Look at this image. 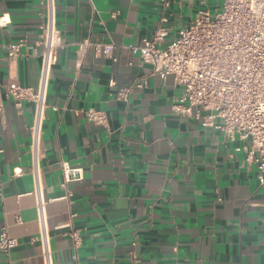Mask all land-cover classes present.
Returning a JSON list of instances; mask_svg holds the SVG:
<instances>
[{
  "label": "crops",
  "instance_id": "crops-1",
  "mask_svg": "<svg viewBox=\"0 0 264 264\" xmlns=\"http://www.w3.org/2000/svg\"><path fill=\"white\" fill-rule=\"evenodd\" d=\"M222 0H54L61 44L47 88L38 183L53 264H264V187L253 164L192 116L173 114L180 89L151 74L128 45L162 29L160 46ZM45 0H0V233L16 240L0 264H43L31 170L32 104L8 79L37 87ZM92 42L80 55L78 44ZM22 42L16 58L8 46ZM93 43L112 44L114 60ZM135 80L126 100L117 93ZM105 112L94 125L83 111ZM81 169L63 179L62 165ZM80 235L75 245L68 235Z\"/></svg>",
  "mask_w": 264,
  "mask_h": 264
},
{
  "label": "built area",
  "instance_id": "built-area-1",
  "mask_svg": "<svg viewBox=\"0 0 264 264\" xmlns=\"http://www.w3.org/2000/svg\"><path fill=\"white\" fill-rule=\"evenodd\" d=\"M44 7L42 31L33 48V54L40 59L38 85L35 88L22 86L16 79L9 78L7 95L16 106L23 101L32 104L29 131L38 239L43 264H53L45 204L38 183V162L47 88L61 36L56 26L54 0H45ZM4 22L0 17V25ZM164 35V30L159 29L152 37L127 47L151 66V74L173 77L180 89V95L172 104L173 114L182 118L192 116L203 127L217 130L227 140L241 141L236 151H242L245 162L255 166L258 183L264 187V0H222L214 12H198L178 31L175 39L160 46ZM91 44L88 39L81 41L79 54ZM93 45L98 53L114 60L112 44ZM22 46V42L10 44L8 56L16 58ZM142 85L140 80H135L120 90L117 97L126 100L134 87ZM83 113L94 125H107L105 112L90 107ZM62 171L65 182L82 179L79 168L63 164ZM68 235L79 245L77 230H70ZM15 245V239L9 238L4 231L0 233V250L8 252ZM130 264H135L133 258Z\"/></svg>",
  "mask_w": 264,
  "mask_h": 264
}]
</instances>
